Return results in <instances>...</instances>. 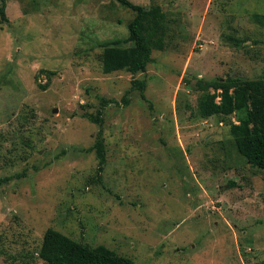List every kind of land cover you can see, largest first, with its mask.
I'll list each match as a JSON object with an SVG mask.
<instances>
[{
	"label": "rangeland",
	"instance_id": "rangeland-1",
	"mask_svg": "<svg viewBox=\"0 0 264 264\" xmlns=\"http://www.w3.org/2000/svg\"><path fill=\"white\" fill-rule=\"evenodd\" d=\"M130 1L167 14L165 48L137 74L103 72L102 43L136 16L118 0H7L0 264H47L48 229L133 264H264V170L238 152L235 115L201 116L196 89L264 79V0Z\"/></svg>",
	"mask_w": 264,
	"mask_h": 264
},
{
	"label": "trees",
	"instance_id": "trees-1",
	"mask_svg": "<svg viewBox=\"0 0 264 264\" xmlns=\"http://www.w3.org/2000/svg\"><path fill=\"white\" fill-rule=\"evenodd\" d=\"M0 24L7 23V0H1ZM118 2L136 13L129 23V36L125 40L102 43L101 55L103 72L111 74L126 70L132 74L143 73L152 63L154 51H163L166 45L167 14L161 7L145 9L130 0ZM131 44V46H127ZM146 85L134 82V88L141 91L146 100ZM197 91L201 92L199 112L203 118L216 115L236 116L231 124L238 152L252 165L264 170V79L242 78L198 80ZM101 98V106L114 103ZM128 103V101H126ZM100 109L96 117H88L94 123L102 124ZM95 150L100 168L106 162L105 146L99 135ZM235 184V182H232ZM39 257L47 264H133L130 258L120 256L115 250L104 245L90 247L57 231L48 229L43 237Z\"/></svg>",
	"mask_w": 264,
	"mask_h": 264
}]
</instances>
